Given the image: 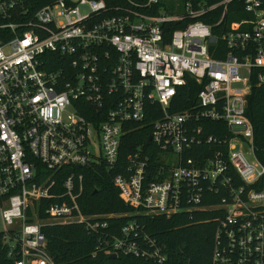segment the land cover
<instances>
[{
    "label": "built area",
    "instance_id": "1",
    "mask_svg": "<svg viewBox=\"0 0 264 264\" xmlns=\"http://www.w3.org/2000/svg\"><path fill=\"white\" fill-rule=\"evenodd\" d=\"M234 1L0 0L6 264H56L44 229L71 222L98 237V250L167 261L137 221L108 234L110 220L125 215L82 212L76 168L101 164L119 167L114 184L137 214L217 213L213 264H264V165L246 115L254 72L264 85V0H240L249 18L220 36L200 20L222 8V24ZM190 81L200 91L183 103ZM149 117L160 158L139 149L119 166L129 125ZM205 121L225 135L207 136Z\"/></svg>",
    "mask_w": 264,
    "mask_h": 264
},
{
    "label": "trees",
    "instance_id": "2",
    "mask_svg": "<svg viewBox=\"0 0 264 264\" xmlns=\"http://www.w3.org/2000/svg\"><path fill=\"white\" fill-rule=\"evenodd\" d=\"M104 1L110 8L126 3V0ZM221 1L223 0H192L195 5L200 3L212 5ZM222 13L221 8L211 15L200 18L217 36L222 35L223 29L230 28L232 23L249 18L240 0L229 5L222 24L217 25ZM177 28H181L180 25L173 27V29ZM216 57L222 56L218 54ZM251 85L252 89L247 97L246 115L254 128L256 158L264 165V85H258L255 72ZM199 91L198 84L190 81L183 89L181 100L183 103L188 98L194 101ZM182 108L183 104L177 109ZM154 119L149 117L142 124L143 126L129 125L132 130L123 137L119 166L126 167L128 157L139 149L143 150L145 155H150L153 163L160 158L161 150L150 141L152 132L150 123ZM203 126L206 127L207 136H223L226 133L225 126L221 124L205 121ZM118 168L111 170L104 164L76 168V171L84 177V195L79 202L82 212L86 215H125L123 218L110 220L108 234H118L130 221H137L147 234L157 239L161 247H164L167 261L163 264H213L215 235L218 228L216 219L219 215L207 211L184 213L172 218L137 214L134 208L127 206L119 197V190L114 184V178L121 171ZM44 233L48 241L49 253L56 264H156L121 253L116 258H112L111 254L98 250L100 244L98 237L89 233L83 223L52 225L46 227ZM0 264H6L4 253H0Z\"/></svg>",
    "mask_w": 264,
    "mask_h": 264
},
{
    "label": "rangeland",
    "instance_id": "3",
    "mask_svg": "<svg viewBox=\"0 0 264 264\" xmlns=\"http://www.w3.org/2000/svg\"><path fill=\"white\" fill-rule=\"evenodd\" d=\"M174 2H176V0H171L170 4H171V3H174ZM247 75H248V74H247L246 72L242 71L241 76H242L243 78H248ZM2 230H3V226H2L1 216H0V233L2 232Z\"/></svg>",
    "mask_w": 264,
    "mask_h": 264
},
{
    "label": "water",
    "instance_id": "4",
    "mask_svg": "<svg viewBox=\"0 0 264 264\" xmlns=\"http://www.w3.org/2000/svg\"><path fill=\"white\" fill-rule=\"evenodd\" d=\"M150 139H151V138H150ZM111 257H112V258H116L117 256H116V255H112Z\"/></svg>",
    "mask_w": 264,
    "mask_h": 264
}]
</instances>
